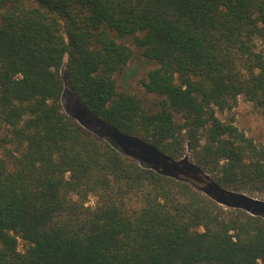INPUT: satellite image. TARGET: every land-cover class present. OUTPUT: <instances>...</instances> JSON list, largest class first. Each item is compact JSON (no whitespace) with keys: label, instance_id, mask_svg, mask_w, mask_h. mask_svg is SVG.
Returning <instances> with one entry per match:
<instances>
[{"label":"trees","instance_id":"obj_1","mask_svg":"<svg viewBox=\"0 0 264 264\" xmlns=\"http://www.w3.org/2000/svg\"><path fill=\"white\" fill-rule=\"evenodd\" d=\"M126 38L157 109L119 89ZM64 73L133 159L66 112ZM242 98L264 114V0H0V264H264L243 196L264 195V144L220 118ZM188 153L212 192L146 158Z\"/></svg>","mask_w":264,"mask_h":264},{"label":"rangeland","instance_id":"obj_2","mask_svg":"<svg viewBox=\"0 0 264 264\" xmlns=\"http://www.w3.org/2000/svg\"><path fill=\"white\" fill-rule=\"evenodd\" d=\"M28 5H35L36 0H24ZM119 42L128 45L134 50L135 56L130 62L127 70L122 75L118 76V85L121 91L130 92L137 95L143 101L147 108L157 109L160 107L163 98L148 94L142 86L143 79H146L148 73L157 67L155 63L149 62L143 59L138 52L136 46L133 43L132 38L118 39ZM65 77L66 90L63 98L64 107L67 113L76 117V119L88 130L92 131L97 136L107 140L115 149H117L123 155L133 159V152L139 151L140 148L144 147L142 143L137 141L136 138L126 137L114 129L102 124L99 120L90 114L83 108L78 102V99L74 95L70 88L69 82ZM220 118L224 122H231L235 120V125L245 134L252 138L258 144H264V114L262 111L257 109L253 104L247 102L245 99H241L238 106L232 111L225 114H220ZM105 134V136H103ZM150 163H153L156 168L166 170L167 172L184 177L190 180L198 188L204 189L207 192H212L210 189L211 181L210 178L200 172H198L193 163L190 160V153L187 154L186 164L177 165L170 164L164 159L148 155L146 157ZM233 196H242L240 193H230ZM249 199L250 203H258L259 209L262 210L261 214L264 215V195L249 197L243 195ZM232 205L239 200H234L231 196H224ZM251 210H256L250 207Z\"/></svg>","mask_w":264,"mask_h":264}]
</instances>
